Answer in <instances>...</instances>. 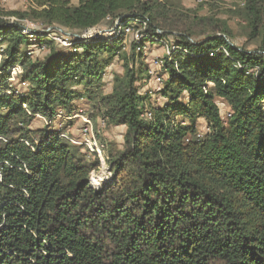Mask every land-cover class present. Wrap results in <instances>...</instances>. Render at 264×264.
Returning <instances> with one entry per match:
<instances>
[{"label": "trees", "instance_id": "1", "mask_svg": "<svg viewBox=\"0 0 264 264\" xmlns=\"http://www.w3.org/2000/svg\"><path fill=\"white\" fill-rule=\"evenodd\" d=\"M31 2L26 12L0 11V264H264V0H244L241 11L254 50L219 34L190 41L182 15L168 18L159 0ZM109 19L146 22L129 58L119 53L122 32L111 43L75 38L65 52L32 29L38 41L30 44L22 24L83 32ZM168 23L178 34L158 33ZM170 35L156 107L134 86L143 62L135 71L127 61H142L144 42ZM29 45L49 52L33 59ZM115 55L125 76L99 97L97 112L126 130L121 150L106 144L113 182L97 190L89 178L98 159L81 156L50 125L72 116L83 98L74 88L100 82ZM13 67L21 68L24 95L5 93ZM216 100L226 102L228 118ZM37 117L50 124L32 130Z\"/></svg>", "mask_w": 264, "mask_h": 264}, {"label": "rangeland", "instance_id": "2", "mask_svg": "<svg viewBox=\"0 0 264 264\" xmlns=\"http://www.w3.org/2000/svg\"><path fill=\"white\" fill-rule=\"evenodd\" d=\"M70 5H78L79 0H68ZM146 1V0H145ZM161 4L166 6L165 11L168 18H172L173 14L182 15V18L175 16L176 18L183 19L185 27H191L192 38L190 41H199L203 40L208 36L219 34L226 38V40L234 46L245 48L246 50H254L258 47L257 40L251 38V29L249 24L241 16V11L244 7V0H159ZM150 3L156 4V0H150ZM31 7L33 3L31 0H0V11H20L26 12ZM180 22V21H179ZM22 24L25 26V32L28 35V42L35 43L38 41L36 37L37 33L44 34V40L58 48L68 52L69 49L74 48L75 38L80 40H88L90 38L101 39L108 41V34L113 30L119 28V22L114 21L111 23V20L104 21L100 26L83 31H68L63 28L54 27V30L51 27H46L41 25L38 21H24ZM169 24V23H168ZM145 24L135 23V21L127 23V25L121 27H129L130 32L126 33L122 29V43L120 45V54H126L127 58L131 54V47L133 44L137 45L135 39L132 37L133 31H138L139 36L141 35L138 42H141L145 33H143ZM166 29L163 31H158L161 34H169L170 30L176 31L175 34H178V28L169 24L165 25ZM172 27V29H167ZM43 31L45 33H43ZM223 31H225L223 33ZM95 34V35H94ZM119 36V34H118ZM117 37V36H116ZM118 38V37H117ZM154 42H144L143 43V59L142 61H135V63L128 62L129 68H133L135 71L139 68L140 62H143L141 66L146 70V74L142 75L141 79H138L135 83V87L138 89L140 94H147L149 97V102L151 105L156 107H161L163 105V100L157 93L162 83L156 81L157 77H161L162 81L166 79V75L163 74L162 70L159 67V60L166 55V49L170 51L175 41L174 37L170 35L166 40H156ZM73 44L69 46V44ZM5 45H2L0 48V60H3L2 51ZM26 55L30 52V55L33 59L41 60L49 52V48L46 46L38 47L36 45H29L24 49ZM2 56V58H1ZM28 56V55H27ZM121 56V55H120ZM109 56L103 54L102 58L106 59ZM128 60V59H127ZM130 60V59H129ZM154 71L153 75H150L148 71ZM21 68L13 67L10 72V79L6 82L7 89L6 94L14 93L18 95L26 94L27 84L23 83L21 80ZM125 76L124 62L115 55L111 65L104 71L102 80L100 82H95L92 85L86 88V85H80L74 88V91L77 92L79 97L75 101V112L72 116L68 117L65 115L57 116L55 120L51 123V128L53 131L62 132L63 139L74 147L78 148L81 156H86L88 160L98 159L99 170L93 171L90 174L89 186L91 187L93 183L101 182L102 188L107 184L113 182L112 173L108 170L107 174L102 175L101 164L104 162L109 167V164L106 162L108 157L106 144L109 142L114 144L113 148L121 150L124 145V134L125 127L123 126H112L103 119L97 112L98 100L99 97L108 96L112 93L115 85L116 78L121 80ZM87 89L95 95L96 99L89 100L86 95H84V90ZM216 103L220 110V116L222 119H225L229 107L223 100H216ZM89 121L87 123L86 120ZM178 121H183V119H177ZM181 121V122H182ZM30 125L32 130L40 129L46 127L50 123H47L45 120L37 117ZM186 125L189 124L188 121L184 122ZM195 128L198 134L203 135L208 131L206 122L204 119L200 118L196 120ZM88 125V126H87ZM190 125V124H189ZM86 126L87 133L85 132ZM100 184V183H99ZM92 188V187H91ZM101 189V188H100ZM99 190V189H97Z\"/></svg>", "mask_w": 264, "mask_h": 264}, {"label": "built area", "instance_id": "3", "mask_svg": "<svg viewBox=\"0 0 264 264\" xmlns=\"http://www.w3.org/2000/svg\"><path fill=\"white\" fill-rule=\"evenodd\" d=\"M141 24H145V22L144 21H141ZM93 30H94V28H92ZM122 29L126 32V33H129L131 30H130V28L129 27H126V28H124V27H121V26H119V28L116 30V28H115V30H113L112 32H110L109 34H108V40H109V43H111L115 38H116V36H118V34L119 33H121V31H122ZM90 30V29H89ZM43 33H45L44 31H43ZM44 35V34H43ZM95 35V34H94ZM132 37L135 39V42L136 43H139L138 41H139V39H140V37H142L141 35L139 36V34H138V31H133V34H132ZM73 44H69V46H72ZM140 50V47L139 46H137L136 47V51L138 52ZM171 50H172V48L170 49V51L168 50V49H166V55H169L170 54V52H171ZM210 56L212 55L211 53L209 54ZM160 65V64H159ZM160 67V66H159ZM148 73L150 74V75H153L154 74V71H148ZM156 81L158 82V83H162V79H161V77H157L156 78ZM58 116H61V115H58ZM230 116V114H229V111L227 112V114H226V117L225 118H228ZM144 118L145 119H147V120H150L151 119V114L149 113V112H145V115H144ZM86 120V119H85ZM87 121V123H89V121L88 120H86ZM88 126V125H87ZM86 126V128H84L85 129V132L87 133V127Z\"/></svg>", "mask_w": 264, "mask_h": 264}, {"label": "bare ground", "instance_id": "4", "mask_svg": "<svg viewBox=\"0 0 264 264\" xmlns=\"http://www.w3.org/2000/svg\"><path fill=\"white\" fill-rule=\"evenodd\" d=\"M23 33H25V34H27L26 32H25V30L23 31ZM109 170V167L106 165V163H102L101 164V171H100V173L102 174V175H105L106 173H107V171ZM100 183V184H99ZM104 186V185H103ZM103 186H101V182H98V183H93V185L91 186L93 189H100V188H102Z\"/></svg>", "mask_w": 264, "mask_h": 264}]
</instances>
